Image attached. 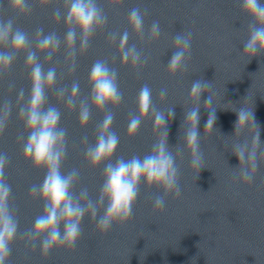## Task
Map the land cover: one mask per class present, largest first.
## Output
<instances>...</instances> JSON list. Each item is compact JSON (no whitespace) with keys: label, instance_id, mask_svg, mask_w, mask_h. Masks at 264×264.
<instances>
[{"label":"clouds","instance_id":"9594fccd","mask_svg":"<svg viewBox=\"0 0 264 264\" xmlns=\"http://www.w3.org/2000/svg\"><path fill=\"white\" fill-rule=\"evenodd\" d=\"M10 6L17 12L27 10V0H9ZM242 11L251 17L252 22L248 25V39L244 43V51L250 53L264 52V4L260 0H242ZM67 19L79 26L84 35H88L93 30V25L101 22L99 10L95 4V0H72L68 10ZM130 23L136 31H142L143 19L138 8H133L129 14ZM42 31V29L40 30ZM152 33L159 35V23L153 22ZM11 37V46L16 49L23 48L26 43V35L17 30L13 33L12 21L0 22V41L7 44ZM128 34L125 32L120 38V48L122 50V59L127 62L129 58L133 62L139 60V54L135 47L127 48ZM54 35L44 36L39 46L43 50L49 47L58 48L59 44ZM66 41L69 45L75 42V33L69 30L66 35ZM174 51L168 62V67L175 72L184 63L185 55H190L191 49V33H177L173 37ZM13 59L8 53L0 54V64L10 65ZM28 62L36 61V56L29 53ZM32 90L31 100L28 107L27 124L34 131L29 135L28 143L25 145V154L32 156L37 163L46 162L50 166V170L45 177L41 192L45 196V215L38 217L34 224L35 233H47V238L43 240L42 247L47 251L56 242L68 243L74 246L77 237L81 234L80 221L83 218L85 207L81 206L79 199L74 201L69 191L75 171L67 176L61 175L59 172V162L61 151L57 150V144L63 141L65 131L57 127L60 119V113L55 107H49L44 110L43 105L46 103V95L44 92V84L53 86L55 82V70L49 69L45 74L41 66L35 63L31 71ZM89 79L92 83V99L97 107L103 108L108 102L118 103L122 99V93L118 90L116 84V72L110 69L105 62L97 61L93 64ZM208 81L196 80L192 82L190 94L198 99L204 91V86ZM73 96L79 91V85L74 83L71 88ZM161 95L164 93L162 91ZM140 106L145 113L148 111L150 104V89L145 85L139 94ZM205 102H209L205 100ZM69 104L74 102L70 98ZM174 109L169 111V116L174 117ZM89 118V111L85 107L81 113V121L86 122ZM159 119V117H158ZM113 121V115L108 114L101 125V129H108ZM185 121L191 126L186 130L185 137L187 145L195 154L194 164L199 163V142H198V124H199V108H195L186 113ZM140 121L138 117H133L130 122V129H136ZM165 127L167 128V122ZM211 123L210 119L206 122L205 129ZM119 138L113 133L104 134L102 131L97 144L88 150L87 155L93 162L100 161L104 156L111 155L118 144ZM154 154L147 155L143 159L133 157L130 160L120 158L115 164L106 166L107 178L102 187V194H106L109 200L105 209V215L100 218L98 224L107 229L111 226L112 220L118 218L126 220L132 215V205L137 198L141 178L150 185H156L163 188V195H155L154 206L163 209L165 206V196L169 193L179 196L181 190L178 182V168L171 152L165 146L154 145ZM234 154L238 157L239 164L245 162L244 151L237 150ZM254 160L255 154H250ZM6 157H0V176L3 174V165ZM256 165L252 164L255 171ZM240 178L245 182H251L252 174L247 168H242ZM35 191V186L33 187ZM10 192V187L0 183V264H4L5 258L10 255L9 244L16 233V224L8 212L6 200ZM81 195L87 197V191L81 192ZM103 202V195L100 198ZM88 208L93 209V216L96 215L95 205L91 201L88 202ZM64 221V233H60V221Z\"/></svg>","mask_w":264,"mask_h":264},{"label":"water","instance_id":"95a60500","mask_svg":"<svg viewBox=\"0 0 264 264\" xmlns=\"http://www.w3.org/2000/svg\"><path fill=\"white\" fill-rule=\"evenodd\" d=\"M242 0H95L101 22L90 34L120 43L127 32L126 46L171 58L173 37L191 33L190 55L184 62L264 82V52L244 51L251 17L241 9ZM264 4V0H260ZM72 0H27V10L15 11L9 0H0V11L37 18L80 30L67 19ZM138 8L142 31H136L129 14ZM159 23L158 36L152 33Z\"/></svg>","mask_w":264,"mask_h":264}]
</instances>
